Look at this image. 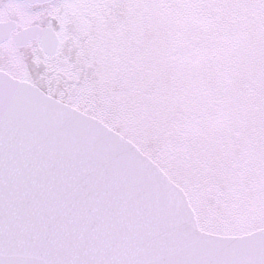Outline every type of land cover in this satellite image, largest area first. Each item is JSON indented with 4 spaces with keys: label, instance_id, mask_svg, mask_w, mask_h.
<instances>
[{
    "label": "snow or ice",
    "instance_id": "1",
    "mask_svg": "<svg viewBox=\"0 0 264 264\" xmlns=\"http://www.w3.org/2000/svg\"><path fill=\"white\" fill-rule=\"evenodd\" d=\"M0 264H264V0H0Z\"/></svg>",
    "mask_w": 264,
    "mask_h": 264
}]
</instances>
